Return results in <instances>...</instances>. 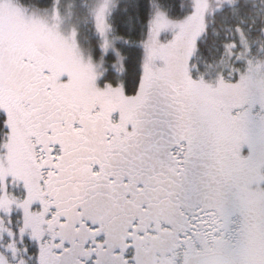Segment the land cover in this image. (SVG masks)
<instances>
[{
  "label": "snow or ice",
  "instance_id": "1",
  "mask_svg": "<svg viewBox=\"0 0 264 264\" xmlns=\"http://www.w3.org/2000/svg\"><path fill=\"white\" fill-rule=\"evenodd\" d=\"M0 264H264V0H0Z\"/></svg>",
  "mask_w": 264,
  "mask_h": 264
}]
</instances>
